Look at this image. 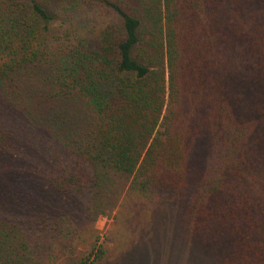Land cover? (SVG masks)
<instances>
[{"label":"trees","instance_id":"1","mask_svg":"<svg viewBox=\"0 0 264 264\" xmlns=\"http://www.w3.org/2000/svg\"><path fill=\"white\" fill-rule=\"evenodd\" d=\"M88 1L109 19L48 63L53 93L36 91L55 99L48 123L77 158L49 169L47 184L87 202L98 186L89 165L132 176L128 198L170 220V264H264V0ZM54 12L0 0V96L36 90L25 76L43 62ZM62 103L94 115L84 138ZM14 137L0 119V157ZM103 257L99 247L78 264Z\"/></svg>","mask_w":264,"mask_h":264},{"label":"rangeland","instance_id":"2","mask_svg":"<svg viewBox=\"0 0 264 264\" xmlns=\"http://www.w3.org/2000/svg\"><path fill=\"white\" fill-rule=\"evenodd\" d=\"M43 1H49L55 18L40 39L43 62L25 76L36 90L27 88L18 101L0 96V119L15 133L14 152L0 157V242H5L0 263L78 264L101 247L104 257L96 264H170V220L155 218L154 208H148L140 194L128 198L132 176L89 165L97 173L98 186L87 202L61 199L46 182L49 169L71 166L77 158L71 147L59 144L58 132L48 123L55 99L42 97L37 87L45 89L43 80L54 79L48 63L60 60L68 44L88 28L102 25L109 14L88 0H70L63 7L61 0ZM49 87L45 95L53 93ZM60 106L70 117L71 129L84 138L94 124L92 112L83 103ZM42 217L47 229L39 231ZM32 220L37 223L26 229Z\"/></svg>","mask_w":264,"mask_h":264}]
</instances>
